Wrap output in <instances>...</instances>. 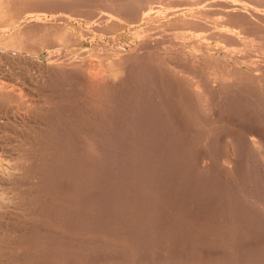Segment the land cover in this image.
<instances>
[{
	"label": "rangeland",
	"instance_id": "obj_1",
	"mask_svg": "<svg viewBox=\"0 0 264 264\" xmlns=\"http://www.w3.org/2000/svg\"><path fill=\"white\" fill-rule=\"evenodd\" d=\"M14 1L0 3V264H264V151L251 140L264 134V0H225L244 18L218 0H130L140 15L126 0Z\"/></svg>",
	"mask_w": 264,
	"mask_h": 264
},
{
	"label": "bare ground",
	"instance_id": "obj_2",
	"mask_svg": "<svg viewBox=\"0 0 264 264\" xmlns=\"http://www.w3.org/2000/svg\"><path fill=\"white\" fill-rule=\"evenodd\" d=\"M7 1H8V0H0V3H1V5L5 6L6 4H8ZM13 1H14V0H13ZM21 1H22V0H21ZM29 1H30V0H29ZM36 1H37V0H36ZM44 1H46V0H43V2H44ZM52 1H53V0H52ZM54 1H55V0H54ZM72 1H73V0H72ZM72 1H71V2H72ZM74 1H75V0H74ZM76 1H77V0H76ZM76 1H75V2H76ZM82 1H84V0H82ZM82 1H81V3H82ZM86 1H87V0H86ZM92 1H95V0H91V1H89V3H90V2L92 3ZM104 1H105V0H104ZM108 1H109V0H108ZM113 1H114V0H113ZM113 1L110 0V3H111V2L114 3ZM115 1H117V0H115ZM118 1H119V0H118ZM118 1H117V2H118ZM126 1H127V3L129 4L130 0H126ZM135 1H136V0H135ZM138 1H139V3L141 2L140 0H138ZM145 1H146V0H145ZM148 1H150L151 3L154 4V1H155V0H154V1L148 0ZM148 1H146V4H147V5L149 4ZM158 1L160 2V0H158ZM187 1H188V0H187ZM191 1H192V0H191ZM193 1H194V0H193ZM205 1H206V0H205ZM230 1H231V0H230ZM246 1H247V0H246ZM260 1H261V0H260ZM10 2H12V1H10ZM16 2L18 3V1H16ZM22 2H23V1H22ZM22 2L19 1L18 4H20V3H21V4H24V3H22ZM24 2H25V1H24ZM30 2H31V1H30ZM61 2H62V1H60V3H61ZM75 2H73V3H75ZM78 2H79V0H78ZM95 2H96V1H95ZM132 2H134V1H131V3H132ZM155 2H156V1H155ZM163 2H165V3L167 4L166 1H163ZM172 2H173V1H172ZM194 2H195V1H194ZM196 2H197V0H196ZM196 2H195V3H196ZM201 2L203 3L204 1L201 0ZM206 2H207V1H206ZM210 2H211V1H210ZM214 2H215V1H214ZM214 2H213V3H214ZM216 2H217V1H216ZM243 2H244V1H243ZM247 2H248V1H247ZM253 2H254V1H253ZM14 3H15V1H14ZM17 3H16V4H17ZM26 3H27V1L25 2V4H26ZM56 3H59V1H58V2L55 1V4H56ZM63 3H64V2H63ZM84 3H85V2H83V4H84ZM87 3H88V1H87ZM96 3H97V2H96ZM101 3H102V2H101ZM112 3H111V4H112ZM115 3H116V2H115ZM120 3H121V2H120ZM123 3H124L125 5H124ZM123 3H122L123 5H122V4L120 5L121 8H122V6H125V7L127 6V4H126L125 1H124ZM134 3H135V2H134ZM134 3H133V4H129V6H132V5L134 6ZM139 3H138V4H139ZM198 3H199V5L202 4V3H200V1L197 2V4H198ZM218 3H220V5H221V3L224 4V5L226 6V8L230 9V11L232 10V11H237V12H239L238 14H241V15L243 16V18L246 16V15H244L245 13H243L241 10H239V8H237V6H236L234 3H232V2H227V1H225V0H218ZM259 3H260V2H259ZM9 4H10V3H9ZM25 4H24V6H25ZM44 4H45V3H44ZM44 4H42V5H44ZM47 4H49L48 1H47ZM51 4H52V5H51ZM51 4H50V5L53 7V2H51ZM65 4H67V2H66ZM83 4H82V5H83ZM85 4H86V3H85ZM141 4H143V3H141ZM153 4H152V5H153ZM163 4H164V3H163ZM163 4H162V5H163ZM166 4H165V5H166ZM209 4H210V3H209ZM250 4H251V3H250ZM12 5H13V3H12ZM45 5H46V4H45ZM45 5H44V8H45ZM60 5H61V8H62V4H60ZM63 5H64V4H63ZM69 5H70V2H69ZM82 5H78V6H82ZM136 5H137V3H136ZM136 5H135V8H136ZM165 5H164V6H165ZM193 5H194V4H193ZM245 5H246V4H245ZM259 5H260V4H258L257 6L259 7ZM262 5H264V4H262ZM262 5H260V6H262ZM31 6H32V4H31ZM38 6H39V5H38ZM73 6H74V5H73ZM73 6H72V7H73ZM75 6H76V5H75ZM88 6H89V4L87 5V7H88ZM92 6H93V4H92ZM99 6H100V5H99ZM113 6H114V4H113ZM129 6H128V7H129ZM133 6H132V9L134 10L135 8H133ZM145 6H146V5H145ZM181 6H182V5H181ZM188 6H191V5H188ZM197 6H198V5H197ZM206 6H207V5H206ZM210 6H211V4H210ZM221 6H223V5H221ZM238 6H239V5H238ZM241 6H242V5H241ZM247 6H248V5H247ZM247 6H246V8H247ZM252 6H253V5H252ZM5 7H6V6H5ZM5 7H4V9H6ZM10 7H11V4H10ZM10 7H9V8H10ZM12 7H16V6H12ZM12 7H11V8H12ZM17 7H18V5H17ZM19 7H22V6L20 5ZM19 7H18V9H20ZM26 7H27V6H26ZM26 7H23V8H26ZM52 7L49 8L51 11L48 9V10L50 11V13H49L50 16H51V12L54 11V10L51 9ZM57 7H59V5L57 6V4H56V7L54 8V9H56V11H57ZM70 7H71V5H70ZM72 7H71V8H72ZM82 7H86V6L84 5V6H82ZM89 7H90V6H89ZM93 7H94V6H93ZM93 7H92V8H93ZM108 7H109V5H108ZM116 7H117V6H116ZM116 7H115V8H116ZM120 7H119V8H120ZM128 7H127V10H128ZM141 7H143V6H141ZM141 7H140V8H141ZM156 7H157V6H156ZM161 7H162V6H161ZM166 7H167V5H166ZM214 7H215V6H214ZM248 7H249V6H248ZM262 7H264V6H262ZM262 7H260V8H262ZM1 8H2V7H1ZM9 8H8V9H9ZM27 8H28V7H27ZM27 8H26V10H28ZM42 8H43V7H42ZM46 8H48V7H46ZM63 8H64V9H65V8L68 9L69 7H67V5H66V6H63ZM73 8L75 9V11H76V10L78 11V9H81V12L85 11V10H82L81 7H80V8H79V7H78V8L73 7ZM90 8H91V7H90ZM95 8H98V7H95ZM99 8H102V7H99ZM110 8H114V7L111 6ZM117 8H118V7H117ZM117 8H116V10H117ZM130 8H131V7H130ZM140 8H139V9H140ZM164 8H165V7H164ZM173 8H174V7H173ZM196 8H197V7H196ZM18 9H15V10L18 11ZM29 9H30V8H29ZM67 9H66V10H67ZM84 9H85V8H84ZM139 9L136 8V11L139 10ZM142 9H143V8H141V10H142ZM151 9H153V7L151 8V7L148 6L144 11H145V13L150 14V13H152ZM257 9H258V8H257ZM0 10H1V9H0ZM24 10H25V9H24ZM26 10H25V11H26ZM31 10H32V9H31ZM39 10H40V9H39ZM58 10H60V7L58 8ZM61 10H62V9H61ZM66 10H65V13H66ZM86 10H87V9H86ZM100 10H101V9H100ZM111 10H112V9H111ZM116 10H115V11H116ZM122 10H123V9H122ZM125 10H126V9H125ZM141 10H140V12H141ZM10 11H11V9H10ZM13 11H14V9H13ZM46 11H47V9H46ZM69 11H70V9H69ZM72 11H73V9L71 10V13H72ZM98 11H99V10H98ZM109 11H110V10H109ZM113 11H114V9H113ZM113 11H112V12H113ZM118 11H121V10H117V12H118ZM128 11H129V10H128ZM130 11H131V10H130ZM134 11H135V10H134ZM232 11H231V12H232ZM261 11H262V10H261ZM5 12H6V10H5ZM5 12H4V13H5ZM26 12H27V11H26ZM32 12H33V11H32ZM59 12H60V11H59ZM62 12L64 13V10H62ZM62 12H61V13H62ZM105 12H106V11H105ZM121 12H122V11H121ZM124 12H125V11H124ZM131 12H132V11H131ZM155 12H156V11H155ZM196 12H197V11H196ZM199 12H200V11H199ZM225 12H228V11H225ZM248 12H249V8H248ZM250 12H251V11H250ZM7 13H8V12H7ZM13 13H14V12H13ZM35 13H36V12H35ZM44 13H45V12H44ZM52 13H53V12H52ZM67 13H68V12H67ZM67 13H66V15H67ZM73 13H74V11H73ZM73 13L71 14V16L73 15ZM87 13H88V12H87ZM89 13H90V12H89ZM110 13H111V12H110ZM113 13H114V12H113ZM119 13H120V12H119ZM119 13H117V14H118V17L121 15V14L119 15ZM126 13H127V12H126ZM126 13H124V15H125L124 17H126ZM137 13H138V11H137L135 14H136V15H138V14L140 15V13H138V14H137ZM143 13H144V12H143ZM190 13H191V12H190ZM213 13H214V12H213ZM251 13H252V12H251ZM25 14H26V13H25ZM53 14H54V13H53ZM53 14H52V15H53ZM55 14H56V12H55ZM74 14H75V13H74ZM92 14H93V13H92ZM131 14H132V13H131ZM131 14H130V15H131ZM154 14H155V13H154ZM185 14H186V13H185ZM193 14H194V13H193ZM215 14H216V13H215ZM232 14H233V13H232ZM253 14H254V13H253ZM255 14H257V17H259V18H263V19H264V13H262V12L260 13V12H259V13H255ZM255 14H254V15H255ZM2 15H3V14H2ZM75 15H76V14H75ZM80 15L82 16V14H80V11H79V16H80ZM84 15H85V14H84ZM84 15H83V16H84ZM90 15H91V14H90ZM113 15H114V14H113ZM122 15H123V14H122ZM130 15L128 14L127 16L130 17ZM223 15H224V14H223ZM241 15H240V17H241ZM63 16H64V15H63ZM68 16H69V14H68ZM91 16H92V15H91ZM95 16H96V15H95ZM114 16H115V15H114ZM116 16H117V15H116ZM197 16H198V15H197ZM215 16H216V15H215ZM220 16H221V15H220ZM235 16H236V15H235ZM238 16H239V15H238ZM8 17H9V16H8ZM18 17H19V16H18ZM86 17H87V16H86ZM121 17H122V16H121ZM132 17H133V15L131 16V18H132ZM135 17H136V16H135ZM137 17H138V16H137ZM222 17H223V16H222ZM27 18H28V17H27ZM84 18H85V17H84ZM131 18H130V19H131ZM138 18H141V17H138ZM148 18H149V17H148ZM248 18H249V17H248ZM251 18H252V17H251ZM3 19H4V18H3ZM11 19H12V18H11ZM28 19H29V18H28ZM58 19H59V18H58ZM60 19H61V18H60ZM70 19H71V18H70ZM90 19H91V18H90ZM130 19H129V21H130ZM133 19H134V18H133ZM226 19H227V18H226ZM249 19H250V18H249ZM26 20H27V19H26ZM55 20H56V19H55ZM79 20H80V19H79ZM101 20H102V19H101ZM116 20H117V19H116ZM122 20H123V19H122ZM124 20H125V19H124ZM148 20H149V19H148ZM244 20H245V19H244ZM246 20H247V19H246ZM15 21H16V20H15ZM34 21H35V20H34ZM36 21H37V20H36ZM52 21H53V20H52ZM131 21H132V20H131ZM131 21H130V22H131ZM241 21H242V20H241ZM247 21H248V20H247ZM27 22H28V21H27ZM50 22H51V21H50ZM104 22H105V21H104ZM136 22H137V21H136ZM149 22H150V21H149ZM36 23H37V22H36ZM96 23H97V21H96ZM144 23H146V22H144ZM168 23H169V22H168ZM250 23H251V22H250ZM48 24H49V23H48ZM216 24H218V23H216ZM243 24H244V23H243ZM253 24H254V23H253ZM39 25H40V24H39ZM56 25H57V24H56ZM98 25H99V24H98ZM126 25H127V24H126ZM134 25H135V24H134ZM244 25H245V24H244ZM49 26H50V25H49ZM51 26H53V25H51ZM254 26H255V25H254ZM2 27H3V26H2ZM45 27H46V26H45ZM56 27H57V26H56ZM79 27H80V26H79ZM84 27H85V26H84ZM54 28H55V27H54ZM60 28H61V27H60ZM102 28H103V27H102ZM228 28H229V27H228ZM32 29H33V28H32ZM45 29H46V28H45ZM76 29H77V28H76ZM126 29H127V28H126ZM261 29H262V28H261ZM35 30H36V29H35ZM41 30H42V29H41ZM47 30H48V29H47ZM59 31H60V29H59ZM84 31H85V30H84ZM35 32H36V31H35ZM44 32H45V30H44ZM47 32H48V31H47ZM72 32H73V31H72ZM117 32H118V31H117ZM235 32H236V31H235ZM82 33H83V32H82ZM263 33H264V32H263ZM107 34H108V33H107ZM235 34H236V33H235ZM255 36H256V35H255ZM87 38H88V37H87ZM235 39H236V38H235ZM260 40H261V39H260ZM82 41H83V40H82ZM262 41H263V40H262ZM4 42H5V41H4ZM28 42H29V41H28ZM92 42H93V41H92ZM260 42H261V41H260ZM129 43H130V42H129ZM137 43H138V42H137ZM29 46H30V45H29ZM5 47H6V45H5ZM55 47H56V46H55ZM94 47H95V46H94ZM110 47H111V46H110ZM143 47H144V46H143ZM263 47H264V46H263ZM25 48H26V47H25ZM98 48H99V47H98ZM150 48H151V47H150ZM35 50H36V49H35ZM113 50H114V49H113ZM246 50H247V49H246ZM21 51H23V50H21ZM37 51H38V50H37ZM145 51H146V50H145ZM146 52H147V51H146ZM150 52H152V51H150ZM153 52H154V51H153ZM178 52H179V51H178ZM2 53H3V52H2ZM2 53H1V55H2ZM143 53H144V52H143ZM155 53H156V52H155ZM169 53H170V52H169ZM146 54H148V53H146ZM149 54L151 55V53H149ZM153 54H154V53H153ZM5 55H6V54H5ZM47 55H48V54H47ZM143 55H144V54H143ZM158 55H159V54H158ZM158 55L156 54L155 57H158ZM172 55H173V54H172ZM180 55H181V54H180ZM186 55H187V54H186ZM141 56H142V55H141ZM146 56H147V55H146ZM151 56H152V55H151ZM153 56H154V55H153ZM153 56H152V57H153ZM8 57H9V56H8ZM155 57H153V58H155ZM263 57H264V56H263ZM4 58H5V57H4ZM28 58H29V57H28ZM118 58H119V57H118ZM143 58H144V57H143ZM146 58H147V57H146ZM164 58H165V57H164ZM176 58H177V57H176ZM179 58H180V57H179ZM181 58H182V57H181ZM188 58H189V57H188ZM188 58H187V59H188ZM191 58H192V56H191ZM196 58H197V57H196ZM127 59H128V58H127ZM161 59H162V58H161ZM200 59H201V58H200ZM26 60H27V59H26ZM166 60H167V59H166ZM181 60H182V59H181ZM184 60H185V59H184ZM213 60H214V59H213ZM12 61H13V60H12ZM30 61H31V60H30ZM138 61H140V59H139ZM176 61H177V60H176ZM190 61H191V60H190ZM190 61H188V62H190ZM92 62H93V61H92ZM143 62H144V61H143ZM165 62H166V61H165ZM167 62H168V60H167ZM30 63H31V62H30ZM130 63H131V62H130ZM170 63H171V62H170ZM207 63H208V62H207ZM209 63H210V62H209ZM215 63H216V60H215ZM111 64H112V63H111ZM174 64H175V63H174ZM225 64H226V63H225ZM41 65H42V64H41ZM88 65H89V64H88ZM90 65H91V64H90ZM214 65H215V64H214ZM94 66H96V65H94ZM147 66H148V65H147ZM147 66H146V67H147ZM156 66H157V65H156ZM158 66H159V65H158ZM177 66H178V65H177ZM44 67H45V66H44ZM86 67H87V66H86ZM100 67H101V66H100ZM123 67H124V66H123ZM167 67H168V66H167ZM179 67H180V66H179ZM205 67H206V66H205ZM261 67H262V66H261ZM46 68H47V67H46ZM127 68H128V67H127ZM137 69H138V67H137ZM141 69L143 70L144 68H142V66H141ZM174 69H175V67H174ZM204 69H205V68H204ZM233 69H234V68H233ZM247 69H248V68H247ZM146 70H147V69H146ZM192 70H193V68H192ZM231 70H232V69H231ZM237 70H238V69H237ZM45 71H46V70H45ZM89 71H90V70H89ZM100 71H101V72H99V69H98V72H99V73H98V72L95 73V72H91V71H90V72H91L90 74L93 76L92 78H95V80L104 78L103 75H102V74H103L102 70H100ZM144 71H145V69H144ZM149 71H150V70H149ZM155 71H156V70H155ZM190 71H191V69H190ZM190 71H189V72H190ZM214 71H215V70H214ZM218 71H219V70H218ZM85 72H86V71H85ZM137 72H138V70H137ZM139 72H141V71H139ZM139 72H138V73H139ZM147 72H148V71H147ZM147 72H146L145 74H147ZM151 72H152V71H151ZM172 72H173V71H172ZM185 72H186V71H185ZM206 72H208V70H207ZM212 72H213V71H212ZM83 73H84V72H83ZM182 73H183V72H182ZM214 73H215V72H214ZM234 73H235V72H234ZM35 74H36V73H35ZM90 74H89V75H90ZM129 74H130V73H129ZM149 74H150V73H149ZM154 74H156V73H154ZM208 74H209V73H208ZM240 74H241V73H240ZM142 75H144V73H143ZM194 75H195V73H194ZM196 75H197V73H196ZM201 75H202V74H201ZM79 76H81V75H79ZM82 76H83V75H82ZM106 76H107V75H106ZM135 76H136V75H135ZM144 76L146 77V75H144ZM160 76H162V75H160ZM184 76H185V75H184ZM187 76H188V75H187ZM203 76H205V75H203ZM216 76H217V74H216ZM243 76H244V75H243ZM252 76H254V75H252ZM259 76H260V75H259ZM71 77H72V76H71ZM190 77H191V76H190ZM197 77H198V75H197ZM236 77H237V76H236ZM132 78H133V76H132ZM159 78H160V77H159ZM179 78H180V77H179ZM195 78H196V77H195ZM238 78H240V77H238ZM245 78H246V77H245ZM61 79H62V78H61ZM144 79H145V78H144ZM147 79H148V78H147ZM155 79H156V78H155ZM162 79H163V78H162ZM181 79H182V78H181ZM181 79H180V81H181ZM190 79H191V78H190ZM203 79H204V78H203ZM248 79H249V78H248ZM255 79H256V78H255ZM66 80H67V79H66ZM87 80H88V79H87ZM89 80H90V79H89ZM129 80H130V79H129ZM159 80H160V79H159ZM163 80H164V79H163ZM192 80L194 81V79H192ZM251 80H252V83H254V82H253L254 80H253V79H251ZM257 80H258V79H257ZM257 80H256V81H257ZM73 81H74V79H73ZM83 81H84V80H83ZM83 81H82V82H83ZM85 81H86V80H85ZM106 81H107V80H106ZM106 81H105V82H106ZM143 81H144V80H143ZM146 81H147V80H146ZM169 81H170V80H169ZM193 81H192V82H193ZM204 81H205V80H204ZM219 81H220V80H219ZM225 81H226V80H225ZM233 81H234V80H233ZM243 81H244V80H243ZM256 81H255V83H256ZM261 81H262V80H261ZM44 82H45V81H44ZM53 82H55V81H53ZM88 82H89V81H88ZM100 82H101V81H100ZM100 82H99V83H100ZM112 82H113V81H112ZM115 82H116V81H115ZM115 82H114V83H115ZM144 82H145V81H144ZM148 82H149V81H148ZM192 82H191V83H192ZM201 82H202V81H201ZM239 82H240V81H239ZM249 82H250V80H249ZM263 82H264V80H263ZM99 83H98V84H99ZM118 83H119V81H118ZM138 83H139V82H138ZM145 83H147V82H145ZM149 83H150V82H149ZM149 83H148V84H149ZM176 83H177V82H176ZM179 83H183V84H184V82H179ZM205 83H206V81H205ZM209 83H210V82H209ZM241 83H243V82H241ZM246 83H247V82H246ZM252 83H251V84H252ZM54 84H55V83H54ZM57 84H58V83H57ZM79 84H80V83H79ZM102 84H103V83H102ZM112 84H113V83H112ZM112 84H111V85H112ZM115 84H117V83H115ZM163 84H164V82H163ZM211 84H213V83H211ZM248 84H249V83H248ZM263 84H264V83H263ZM75 85H76V84H75ZM81 85H82V83H81ZM90 85H91V84H90ZM100 85H101V83H100ZM108 85H109V83H108ZM145 85H146V84H145ZM151 85H152V84H151ZM167 85H168V84H167ZM169 85H170V84H169ZM203 85H204V84H203ZM203 85H202V86H203ZM205 85H206V84H205ZM208 85H210V84H208ZM240 85H241V84H240ZM244 85H245V83H244ZM25 86H26V85H25ZM35 86H36V85H35ZM41 86H42V85H41ZM84 86H85V84H84ZM104 86H105V85H104ZM112 86H114V85H112ZM137 86H138V85H137ZM142 86H143V85H142ZM156 86H157V85H156ZM162 86H163V85H162ZM181 86H182V85H181ZM181 86H180V87H181ZM184 86H185V85H184ZM187 86L189 87V85H187ZM200 86H201V85H200ZM213 86H214V85H213ZM235 86H236V85H235ZM249 86H250V89H251V85H250V84H249ZM256 86L258 87L257 84H256ZM262 86H263V85H262ZM0 87H1V86H0ZM3 87H4V85H3ZM48 87H49V86H48ZM95 87H96V86H95ZM99 87H100V86H98V88H99ZM101 87H102V85H101ZM106 87H107V86H106ZM110 87H111V86H110ZM116 87H118V86H116ZM135 87H136V86H135ZM146 87H147V86H146ZM157 87H158V86H157ZM173 87H174V85H173ZM173 87H172V88H173ZM178 87H179V86H178ZM185 87H186V86H185ZM203 87H204V86H203ZM206 87H207V85H206ZM263 87H264V86H263ZM44 88H45V87H44ZM66 88H67V87H66ZM84 88H85V87H84ZM88 88H89V87H88ZM90 88H91V87H90ZM113 88H114V87H113ZM133 88H134V87H133ZM137 88H138V87H137ZM149 88H150V87H149ZM153 88H154V86H153ZM166 88H167V87H166ZM168 88H169V87H168ZM190 88L192 89L191 91H193L194 94L198 97L197 102L200 103V105H201V109L203 108L202 111H205V109H207V112H209V111H208V110H209V107H207V106H208V103H207V101H206V99H205L206 97L202 94V90H201V91L199 90V88H198V86H197L196 83H192V85H190ZM204 88H205V87H204ZM208 88H209V87H208ZM208 88H207V89H208ZM216 88H217V87H216ZM240 88H241V87H240ZM4 89H5V87H4ZM76 89H77V88H76ZM78 89H79V88H78ZM101 89H102V88H101ZM103 89H104V88H103ZM139 89H140V88H139ZM170 89H171V88H170ZM175 89H176V88H175ZM182 89H184V88H182ZM185 89H186V88H185ZM187 89H188V88H187ZM207 89H206V90L204 89V91L207 92ZM211 89H212V88H211ZM236 89H238V88L236 87ZM248 89H249V88H248ZM259 89H260V88H259ZM259 89H258V90H259ZM262 89H263V88H262ZM6 90H7V89H6ZM109 90H110V89H109ZM150 90H152V86H151ZM171 90H172V89H171ZM215 90H216V89H215ZM239 90H240V89H239ZM256 90H257V89H256ZM13 91H14V90H13ZM92 91H93V90H92ZM110 91H111V90H110ZM134 91H135V90H134ZM141 91H142V90H141ZM211 91H212V93H213V90H211ZM232 91H233V90H232ZM237 91H238V90H236V92H237ZM244 91H246V90H244ZM259 91H260V90H259ZM14 92H15V91H14ZM23 92H24V91H23ZM42 92H43V91H42ZM59 92H60V91H59ZM114 92H115V91H114ZM116 92H117V90H116ZM137 92H138V91H137ZM139 92H140V91H139ZM156 92H158V91H156ZM164 92H165V90H164ZM166 92H167V91H166ZM174 92H175V91H174ZM181 92H182V91H181ZM225 92H226V91H225ZM248 92H249V94H250V91H248ZM252 92H253V90H252ZM255 92H256V91H255ZM255 92H254V93H255ZM262 92H263V91H262ZM56 93H57V92H56ZM82 93H83V92H82ZM91 93H92V92H91ZM100 93H101V91H100ZM107 93H108V91H107ZM111 93H113V90L111 91ZM132 93H133V92H132ZM215 93H216V92H215ZM226 93H227V92H226ZM14 94H15V93H14ZM88 94H89V93H88ZM94 94H95V93H94ZM97 94H98V93H97ZM102 94H103V92H102ZM137 94H138V93H137ZM142 94H143V93H142ZM180 94H181V93H180ZM217 94H218V93H217ZM221 94H223V93H221ZM237 94H238V93H237ZM252 94H253V93H252ZM10 95H11V94H10ZM22 95H23V94H22ZM54 95H55V94H54ZM74 95H75V94H74ZM115 95H116V94H115ZM135 95H136V93H135ZM139 95H140V94H139ZM151 95H152V94H151ZM151 95H150V96H151ZM154 95H155V94H154ZM168 95H169V94H168ZM177 95H178V94H177ZM182 95H183V93H182ZM182 95H180V97H181ZM211 95H213V94H211ZM231 95H232V94H231ZM231 95H230V96H231ZM250 95H251V94H250ZM34 96H35V95H34ZM36 96H37V95H36ZM36 96H35V97H36ZM38 96H39V95H38ZM94 96H95V95H94ZM106 96H107V95H106ZM106 96H105V97H106ZM140 96H141V95H140ZM140 96H139V97H140ZM145 96H146V95H145ZM209 96H210V95H209ZM234 96H235V95H234ZM241 96H242V95H241ZM247 96H248V95H247ZM254 96H255V95H254ZM254 96H253V97H254ZM257 96H259V94H258ZM260 96H262V95H260ZM10 97H11V96H10ZM12 97H13V96H12ZM45 97H46V95H45ZM84 97H85V96H84ZM101 97H103V95H102ZM101 97H98V98H100V100L103 101ZM114 97H115V96H114ZM157 97H158V96H157ZM190 97H191V96H190ZM213 97H214V96H213ZM235 97H236V96H235ZM238 97H239V94H238ZM249 97H250V96H249ZM7 98H8V97H7ZM146 98H147V97H146ZM155 98H156V97H155ZM182 98H183V97H182ZM186 98H187V97H186ZM192 98H194V96H193ZM216 98H217V97H216ZM216 98H215V101H216ZM218 98H219V97H218ZM222 98H223V96H222ZM256 98H257V97H256ZM260 98H261V97H260ZM260 98H259V99H260ZM263 98H264V95H263ZM22 99H23V98H22ZM43 99H44V98H43ZM87 99H88V98H87ZM96 99H97V98H96ZM108 99H109V98H108ZM114 99H115V98H114ZM116 99H117V98H116ZM135 99H136V98H135ZM138 99H139V98H138ZM140 99H144V98L141 97ZM152 99H153V98H152ZM152 99H151V100H152ZM159 99H160V98H159ZM184 99H185V98H184ZM189 99H190V98H189ZM208 99H209V98H208ZM213 99H214V98H213ZM230 99H231V97H230ZM234 99H236V98H234ZM253 99H254V98H253ZM68 100H69V99H68ZM68 100H67V101H68ZM90 100H91V99H90ZM146 100H147V99H146ZM187 100H188V99H187ZM191 100H192V99H191ZM249 100H250V99H249ZM256 100H257V99H256ZM30 101H31V100H30ZM43 101H44V100H43ZM50 101H51V100H50ZM53 101H55V100H53ZM56 101H57V100H56ZM96 101H97V100H96ZM96 101H95V102H96ZM106 101H107V100H106ZM136 101H137V100H136ZM141 101H142V100H141ZM143 101H144V100H143ZM153 101H154V100H153ZM156 101H157V100H156ZM165 101H166V100H165ZM168 101H169V100H168ZM172 101H173V100H172ZM172 101H171V102H172ZM181 101H182V100H181ZM184 101H185V100H184ZM195 101H196V100H195ZM213 101H214V100H213ZM213 101L211 100V102H213ZM234 101H235V100H234ZM253 101H254V100H253ZM260 101H263V99H260ZM25 102H26V101H25ZM81 102H82V101H81ZM98 102H99V101H98ZM98 102H97V103H98ZM116 102H117V101H116ZM132 102H133V100H132ZM144 102H145V101H144ZM157 102H158V101H157ZM159 102H160V101H159ZM189 102H190V101H189ZM216 102H219V101H216ZM220 102H221V101H220ZM222 102H223V100H222ZM254 102L256 103V102H258V101H254ZM26 103H27V102H26ZM53 103H54V102H53ZM100 103H101V102H100ZM162 103H164V101H163ZM169 103H170V102H169ZM182 103H183V102H182ZM231 103H232V102H231ZM259 103H261V102H259ZM263 103H264V102H263ZM40 104H41V103H40ZM93 104H94V103H93ZM116 104H118V103H116ZM152 104H153V102H152ZM159 104H160V103H159ZM164 104H165V103H164ZM214 104H215V103H214ZM233 104H234V103H233ZM237 104H238V103H237ZM241 104H242V103H241ZM243 104H244V103H243ZM96 105H97V104H96ZM98 105L100 106V104H98ZM101 105H102V104H101ZM134 105H135V104H134ZM150 105H151V104H150ZM173 105H174V104H173ZM246 105H248V104H246ZM252 105H253V103H252ZM259 105H260V104H259ZM94 106H95V105H94ZM139 106H140V105H139ZM139 106H138V107H139ZM163 106H164V105H163ZM174 106H175V105H174ZM211 106H212V103H211ZM211 106H210V107H211ZM235 106H236V105H235ZM248 106H249V108L252 107V106H250V105H248ZM253 106H254V105H253ZM256 106H258V105H256ZM96 107H97V106H96ZM103 107H104V106H103ZM105 107L107 108L108 106H105ZM132 107H135V106H132ZM150 107L152 108V106H150ZM156 107H157V105H156ZM171 107H172V106H171ZM175 107H176V106H175ZM185 107H186V106H185ZM187 107H188V106H187ZM198 107H199V106H198ZM205 107H206V108H205ZM218 107H219V105H218ZM66 108H67V107H66ZM73 108H74V107H73ZM108 108H109V107H108ZM172 108H173V107H172ZM172 108H171V109H172ZM176 108H177V107H176ZM182 108H183V107H182ZM193 108H194V107H193ZM221 108H222V107H221ZM221 108H220V109H221ZM24 109H25V108H24ZM61 109H62V108H61ZM91 109H92V107H91ZM97 109H98V108H97ZM100 109H101V108H100ZM110 109H111V108H110ZM116 109H117V108H116ZM128 109H129V108H128ZM131 109H132V108H131ZM134 109H135V108H134ZM139 109H140V108H139ZM147 109H148V108H147ZM157 109H159V108H157ZM157 109H156V110H157ZM167 109H168V108H167ZM183 109H185V108H183ZM186 109H187V108H186ZM201 109H200V110H201ZM218 109H219V108H218ZM225 109H226V108H225ZM247 109H248V108H247ZM101 110H102V109H101ZM104 110H105V109H104ZM150 110H152V109H150ZM163 110H166V109L164 108ZM163 110L161 109V111H163ZM172 110H173V109H172ZM172 110H171V111H172ZM196 110H197V108H196ZM211 110H213L212 107H211ZM223 110H224V109H223ZM250 110H251V108H250ZM250 110H249V112H250ZM254 110H256V109H254ZM261 110H262V109H260V110H258V111H261ZM37 111H38V110H37ZM40 111H41V110H40ZM66 111H67V110H66ZM99 111H100V110H99ZM105 111H106V110H105ZM107 111H108V109H107ZM107 111H106V112H107ZM114 111H116V110H114ZM114 111H113V112H114ZM146 111H147V110H146ZM159 111H160V110H159ZM159 111H158L157 113H159ZM182 111H183V110H182ZM193 111H194V110H193ZM213 111H214V110H213ZM244 111H245V110H244ZM251 111H252V110H251ZM59 112H60V111H59ZM96 112H97V110H96ZM124 112H125V111H124ZM130 112H131V111H130ZM132 112H134V111H132ZM143 112H144V111H143ZM150 112H151V111H150ZM153 112H154V111H153ZM165 112H166V111H165ZM167 112H168V111H167ZM183 112H184V111H183ZM197 112H198V111H197ZM205 112H206V111H205ZM230 112H231V111H230ZM252 112H253V111H252ZM57 113H58V112H57ZM65 113H66V112H65ZM68 113H69V112H68ZM93 113H94V112H93ZM97 113H98V112H97ZM104 113H105V112H104ZM111 113H112V112H111ZM139 113H140V112H139ZM161 113H162V112H161ZM191 113H192V112H191ZM202 113H203V112H202ZM214 113H215V112H214ZM220 113H221V112H220ZM244 113L246 114V112H244ZM253 113H254V112H253ZM256 113H257V112H256ZM61 114H62V113H61ZM70 114H71V113H70ZM136 114H138V113H136ZM144 114H145V113H144ZM152 114H153V113H152ZM166 114H167V113H166ZM187 114H188V113H187ZM192 114H193V113H192ZM205 114H206V113H204V115H205ZM221 114H224V111H223V113H221ZM251 114H252V113H251ZM258 114H259V113H258ZM260 114L263 115V113H260ZM63 115H64V114H63ZM68 115H69V114H68ZM106 115H107V113H106ZM109 115H110V114H109ZM142 115H143V114H142ZM146 115H147V114H146ZM160 115H161V114H160ZM170 115H171V114H170ZM183 115H184V114H183ZM204 115H203V116H204ZM207 115H208V114H207ZM207 115H206V116H207ZM210 115H213V113H211ZM210 115H209V116H210ZM70 116H71V115H70ZM101 116H102V115H101ZM104 116H105V115H104ZM110 116H111V115H110ZM132 116H133V115H132ZM139 116H140V115H139ZM153 116H154V115H153ZM161 116H163V115H161ZM165 116H166V115H164V117H165ZM255 116H256V115H255ZM38 117H40V116H38ZM68 117H69V116H68ZM107 117H109V116L107 115ZM111 117H112V116H111ZM145 117H146V116H145ZM190 117H191V116H190ZM194 117H195V116H194ZM198 117H199V116H198ZM211 117H212V116H211ZM211 117H210V118H211ZM216 117H217V115H216ZM229 117H230V116H229ZM245 117H246V118H247V117H250V118H251V115H250V116H245ZM34 118H37V117L34 116ZM54 118H55V117H54ZM79 118H80V117H79ZM96 118H97V117H96ZM100 118H101V117H100ZM103 118H104V117H103ZM105 118H106V117H105ZM118 118H119V117H118ZM143 118H144V116H143ZM158 118H159V117H158ZM166 118H167V117H166ZM203 118H204V117H203ZM208 118H209V117H208ZM226 118H228L227 115H226ZM226 118H225V119H226ZM233 118H234V117H233ZM252 118H253V117H252ZM32 119H33V118H32ZM148 119H149V118H148ZM223 119H224V118H223ZM72 120H73V119H72ZM105 120H106V119H105ZM108 120H109V119H108ZM113 120H114V119H113ZM122 120H123V119H122ZM165 120H166V119H165ZM175 120H176V119H175ZM194 120H196V119H194ZM206 120H207V117H206ZM232 120H233V119H232ZM234 120H235V119H234ZM238 120H239V119H238ZM259 120H260V119H259ZM40 121H41V120H40ZM42 121H44V120H42ZM90 121H91V120H90ZM111 121H112V120H111ZM120 121H121V120H120ZM136 121H137V120H136ZM143 121H144V120H143ZM145 121H146V120H145ZM152 121H153V120H152ZM152 121H151V122H152ZM159 121H160V119H159ZM183 121H185V120H183ZM186 121H187V120H186ZM208 121H209V119H208ZM227 121H228V120H227ZM248 121H249V120H248ZM45 122H46V121H45ZM48 122H49V121H48ZM53 122H55V121H53ZM91 122H93V121H91ZM133 122H134V121H133ZM133 122H132V123H133ZM148 122H149V121H148ZM155 122H157V121H155ZM163 122H165V121H163ZM170 122H171V121H170ZM234 122H235V121H233V122H231V123L234 124ZM242 122H244V121H242ZM253 122H254V121H253ZM256 122H258V121H256ZM38 123H39V122H38ZM38 123H36V124H38ZM50 123H51V122H50ZM69 123H70V122H69ZM83 123H84V122H83ZM137 123H138V122H137ZM137 123H136V125H137ZM194 123H195V122H194ZM194 123H193V124H194ZM198 123H199V121H198ZM210 123L212 124L213 121H211V122L209 121V124H210ZM218 123H220V122H218ZM222 123H223V121H222ZM245 123H246V121H245ZM40 124H41V122H40ZM53 124H54V123H53ZM106 124L108 125V122H107ZM129 124H130V123H129ZM146 124H147V123H146ZM149 124H151V123H149ZM204 124H206V123H204ZM249 124H250V123H249ZM251 124H252V123H251ZM54 125H55V124H54ZM99 125H100V124H99ZM140 125H141V124H140ZM186 125H187V124H186ZM186 125H184V126H186ZM235 125H236V124H235ZM244 125H246V124H244ZM41 126H42V125H41ZM63 126H64V125H63ZM131 126H133V124H132ZM131 126H130V127H131ZM145 126H146V125H145ZM154 126H155V124H154ZM164 126H165V125H164ZM164 126H163V127H164ZM166 126H168V125L166 124ZM169 126H170V125H169ZM172 126H173V125H172ZM207 126H209V125H207ZM207 126H206V127H207ZM60 127H61V126H60ZM94 127H95V126H94ZM122 127H123V126H122ZM158 127H159V126H158ZM197 127H198V126H197ZM204 127H205V126H204ZM246 127H247V126H246ZM252 127H253V126H252ZM43 128H44V127H43ZM64 128H65V127H64ZM86 128H87V127H86ZM97 128H98V126H97ZM133 128H134V127H133ZM135 128H136V127H135ZM149 128H150V127H149ZM153 128H154V127H153ZM174 128H175V127H174ZM247 128H248V127H247ZM50 129H52V128H50ZM58 129H59V128H58ZM79 129H80V128H79ZM124 129H125V128H124ZM130 129H131V128H130ZM150 129H151V128H150ZM161 129H162V128H161ZM197 129H198V128H197ZM207 129H208V128H207ZM223 129H224V128H223ZM86 130H87V129H86ZM119 130H120V129H119ZM148 130H149V129H148ZM195 130H196V129H195ZM199 130H200V129H199ZM199 130H198V131H199ZM49 131H50V130H49ZM49 131H48V132H49ZM64 131H65V130H64ZM146 131H147V130H146ZM149 131H150V130H149ZM168 131H169V130H168ZM193 131H194V130H193ZM211 131H212V130H211ZM213 131H214V129H213ZM249 131H251V130H249ZM79 132H80V131H79ZM83 132H84V131H83ZM95 132H96V131H95ZM100 132H101V131H100ZM131 132H132V131H131ZM220 132H221V131H220ZM229 132H230V131H229ZM39 133H40V132H39ZM106 133H107V131H106ZM106 133H105V134H106ZM145 133H146V132H145ZM150 133H151V132H150ZM156 133H157V132H156ZM201 133H202V131H201ZM216 133H217V132H216ZM224 133H225V132H224ZM248 133H249V132H248ZM43 134H44V133H43ZM85 134H86V133H85ZM92 134H93V133H92ZM105 134H104V135H105ZM142 134H144V133H142ZM151 134H152V133H151ZM168 134H169V133H168ZM168 134H167V135H168ZM218 134H219V133H218ZM47 135H48V134H47ZM54 135H55V134H54ZM88 135H89V134H88ZM108 135H109V132H108ZM108 135H107V136H108ZM131 135H132V134H131ZM135 135H136V134H135ZM157 135L159 136V134H157ZM165 135H166V134H165ZM200 135H202V134H200ZM203 135H204V134H203ZM216 135H217V134H216ZM39 136H40V135H39ZM44 136H45V135H44ZM52 136H53V134H52ZM65 136H66V135H65ZM68 136H69V135H68ZM85 136H86V135H85ZM119 136H120V135H119ZM123 136H124V135H123ZM136 136H137V135H136ZM142 136H144V135H142ZM146 136H147V135H146ZM217 136H218V135H217ZM217 136H216V137H217ZM224 136H225V134H224ZM47 137H48V136H47ZM55 137H57V136H55ZM89 137H90V136H89ZM133 137H134V136H133ZM137 137H138V136H137ZM147 137H148V136H147ZM204 137H205V136H204ZM216 137H215V138H216ZM218 137H219V136H218ZM234 137H235V136H234ZM248 137H249V136H248ZM50 138H51V137H50ZM104 138H105V137H104ZM106 138H107V137H106ZM151 138H152V137H151ZM191 138H195V137L193 136V137H190V139H191ZM197 138H198V137H197ZM220 138H221V137H219V139H220ZM228 138H229V136H228ZM48 139H49V138H48ZM48 139H47V140H48ZM108 139L110 140L109 137H108ZM126 139H127V138H126ZM140 139H141V138H140ZM143 139H144V138H143ZM145 139H146V138H145ZM148 139H149V138H148ZM179 139H180V138H179ZM201 139H202V138H201ZM225 139H227V138L225 137ZM38 140H39V139H38ZM64 140H65V139H64ZM120 140H121V139H120ZM152 140H153V139H152ZM167 140H168V142H169V139H167ZM177 140H178V139H177ZM199 140H200V139H199ZM214 140H216V139H214ZM222 140H223V139H222ZM242 140H244V139H242ZM251 140H252L253 144H255V145L257 146V148L262 149V150L264 151V134H263L262 132L257 131V132H255V133H253V134H252V138H251ZM52 141H53V140H52ZM95 141H96V140H95ZM107 141H108V140H107ZM113 141H114V140H113ZM137 141L139 142V140H137ZM162 141H163V140H162ZM165 141H166V140H165ZM228 141H229V140H228ZM237 141H238V139H237ZM246 141H247V140H246ZM50 142H51V141H50ZM61 142H63V141H61ZM103 142H104V141H103ZM103 142H102V143H103ZM105 142H106V141H105ZM105 142H104V143H105ZM141 142H143V141H141ZM151 142H152V141H151ZM192 142H193V141H192ZM200 142H201V141H200ZM207 142H208V141H207ZM220 142H221V141H220ZM235 142H236V141H235ZM244 142H245V141H244ZM48 143H49V142H48ZM93 143H94V142H93ZM108 143H109V142H108ZM116 143H118V142H116ZM119 143H120V142H119ZM146 143H147V141H146ZM146 143H145V144H146ZM178 143H179V142H178ZM241 143H242V142H241ZM42 144H43V143H42ZM90 144H91V143H90ZM97 144H98V143H97ZM136 144H138V143L136 142ZM162 144H164V143H162ZM167 144H169V146H170L171 143H167ZM197 144H198V143H197ZM215 144H216V143H215ZM221 144H222V143H221ZM246 144H247V143H246ZM246 144H245V145H246ZM45 145H46V144H45ZM62 145H64V144H62ZM102 145L104 146V144H102ZM102 145H101V147H102ZM110 145H111V144H110ZM131 145H132V144H131ZM134 145H135V144H134ZM141 145H142V144H141ZM148 145H149V144H148ZM151 145H152V144H151ZM175 145H176V144H175ZM202 145H203V144H202ZM207 145H209V144H207ZM242 145H243V144H242ZM47 146H48V145H47ZM54 146H56V145H54ZM106 146H107V145H106ZM149 146H150V145H149ZM178 146H179V145H178ZM192 146H193V145H192ZM200 146H201V145H200ZM246 146H247V145H246ZM45 147H46V146H45ZM107 147H108V146H107ZM109 147H110V146H109ZM120 147H122V146H120ZM166 147H167V146H166ZM175 147H176V146H175ZM228 147H229V146H228ZM50 148H52V147H50ZM93 148H94V147H93ZM136 148H137V147H136ZM138 148H139V146H138ZM200 148H201V147H200ZM207 148H208V147H207ZM250 148H251V147H250ZM103 149H106V148L103 147ZM103 149L101 148L102 152H103ZM118 149H119V148H118ZM128 149H129V148H128ZM139 149H140V148H139ZM139 149H138V150H139ZM149 149H150V148H149ZM158 149H160V148H158ZM165 149H166V148H164V150H165ZM168 149H169V148H168ZM202 149H205V147H204V148L202 147ZM202 149H201V150H202ZM229 149H230V148H229ZM229 149H227V150L229 151ZM237 149H238V148H237ZM246 149H247V148H246ZM248 149H249V148H248ZM45 150H46V149H45ZM78 150H79V149H78ZM82 150H83V149H82ZM109 150H110V148H109ZM113 150H114V149H113ZM120 150H122V149H120ZM171 150H172V149H171ZM194 150H195V149H194ZM205 150H206V149H205ZM205 150H204V151H205ZM238 150H239V149H238ZM50 151H51V150H50ZM106 151H107V150H106ZM123 151H124V150H123ZM166 151H167V150H166ZM178 151H179V150H178ZM207 151H209V150H207ZM61 152H62V151H61ZM63 152H64V151H63ZM67 152H68V151H67ZM104 152H105V151H104ZM140 152H141V151H140ZM149 152H150V151H149ZM240 152H241V149H240ZM244 152H245V151H244ZM55 153H56V152H55ZM94 153H95V152H94ZM150 153H151V152H150ZM198 153H199V152H198ZM201 153H202V152H201ZM201 153H200V155H199L200 157H201ZM203 153H205V152H203ZM64 154H65V153H64ZM102 154H104V153H102ZM110 154H111V153H110ZM182 154H183V153H182ZM57 155H59V154H57ZM100 155H101V154H100ZM106 155H107V154H106ZM122 155H123V154H122ZM124 155H125V154H124ZM186 155H187V153H186ZM251 155H252V154H251ZM255 155H256V154H255ZM102 156H103V155H102ZM104 156H105V155H104ZM140 156H141V154H140ZM195 156H197V155H195ZM202 156H203V155H202ZM50 157H51V156H50ZM105 157H106V156H105ZM107 157H108V156H107ZM122 157H123V156H122ZM204 157H206V156H204ZM207 157H208V156H207ZM216 157H217V156H216ZM236 157H237V156H236ZM242 157H243V156H242ZM247 157H248V156H247ZM32 158H33V157H32ZM79 158H80V157H79ZM102 158H103V157H102ZM118 158H119V157H118ZM127 158H129V157H127ZM196 158H198V156H197ZM234 158H235V157H234ZM234 158H233V161H232V160L230 161V163L232 164V167L230 168V170H233V168H236L235 166H236L237 160H235ZM239 158H240V157H239ZM255 158H256V157H255ZM66 159H67V158H66ZM85 159H86V158H85ZM179 159H181V158H179ZM188 159H189V158H188ZM201 159H202V158H201ZM208 159H209V158H208ZM22 160H23V159H22ZM32 160H33V159H32ZM34 160H35V158H34ZM80 160H81V159H80ZM103 160H105V158H104ZM121 160H122V158H121ZM121 160H120V161H121ZM168 160H169V159H168ZM172 160H173V159H172ZM175 160H176V159H175ZM196 160H197V159H196ZM202 160H203V159H202ZM242 160H243V159H242ZM47 161H48V160H47ZM123 161H124V160H123ZM165 161H167V160H165ZM169 161H170V160H169ZM194 161H195V160H194ZM203 161H204V160H203ZM224 161H225V160H224ZM249 161H250V163L252 162L251 160H249ZM73 162H74V161H73ZM106 162H107V161H106ZM110 162H111V160H110ZM113 162H114V161H113ZM126 162H127V161H126ZM131 162H132V161H131ZM207 162H208V161H207ZM220 162H221V161H220ZM50 163H51V162H50ZM63 163H64V161H63ZM65 163H66V162H65ZM114 163H115V162H114ZM117 163H118V162H117ZM198 163H199V162H198ZM230 163H229V164H230ZM245 163H246V162H245ZM34 164H35V163H34ZM74 164H75V163H74ZM118 164H119V163H118ZM135 164H136V163H135ZM186 164H187V163H186ZM200 164H201V163H200ZM202 164H203V163H202ZM205 164H206V160H205ZM205 164H204L203 166H205ZM215 164H216V163H215ZM239 164H240V163H239ZM65 165H66V164H65ZM123 165H124V163H123ZM195 165H196V163H195ZM117 166H118V165H117ZM129 166H130V165H129ZM144 166H145V165H144ZM174 166H175V165H174ZM182 166H183V165H182ZM188 166H189V165H188ZM200 166H201V165H200ZM230 166H231V165H230ZM243 166H244V165H243ZM246 166H247V165H246ZM259 166H260V165H259ZM109 167H110V166H109ZM109 167H108V168H109ZM175 167H176V166H175ZM201 167H202V166H201ZM239 167H240V166H239ZM250 168H251V167H250ZM260 168H261V167H260ZM13 169H14V168H13ZM103 169H104V168H103ZM105 169H107V168H105ZM138 169H139V168H138ZM138 169H137V170H138ZM151 169H152V168H151ZM188 169H189V168H188ZM196 169H197V168H196ZM246 169H247V167H246ZM202 170H203V169H202ZM202 170H201V171H202ZM227 170H228V169H227ZM234 170H235V169H234ZM237 170H238V169H237ZM134 171H135V170H134ZM140 171H141V169H140ZM203 171H204V170H203ZM250 171H251V170H250ZM109 172H110V171H109ZM109 172H108V173H109ZM131 172H132V171H131ZM259 172H260V171H259ZM204 173H205V172H204ZM212 173H213V172H212ZM261 173H263V172H261ZM3 174H4V173H3ZM101 174H102V173H101ZM183 174H184V173H183ZM238 174H239V173H238ZM263 174H264V173H263ZM127 175H128V174H127ZM175 175H176V174H175ZM233 175H234V174H233ZM260 175H261V174H260ZM135 176H136V175H135ZM193 176H194V175H193ZM236 176H237V175H236ZM171 177H172V176H171ZM207 177H208V176H207ZM207 177H206V178H207ZM212 177H213V176H212ZM4 178H5V177H4ZM19 178H20V177H19ZM133 178H135V177H133ZM196 178H197V177H196ZM230 178H231V177H230ZM137 179H138V178H137ZM183 179H184V178H183ZM212 179H213V178H212ZM212 179H211V180H212ZM228 179H229V178H228ZM258 179H259V178H258ZM111 180H112V179H111ZM116 180H117V179H116ZM121 180H122V179H121ZM152 180H153V179H152ZM164 180H165V179H164ZM190 180H191V179H190ZM229 180H230V179H229ZM134 181H135V180H134ZM145 181H146V180H145ZM232 181H233V180H232ZM13 182H14V181H13ZM153 182H154V181H153ZM203 182H204V181H203ZM224 182H225V181H224ZM230 182H231V180H230ZM207 183H208V182H207ZM233 183H234V182H233ZM133 184H135V183H133ZM143 184H144V183H143ZM219 184H220V183H219ZM227 184H228V183H227ZM136 185H138V184H136ZM136 185H135V186H136ZM174 185H175V184H174ZM174 185H173V186H174ZM205 185H206V184H205ZM210 185H211V184H210ZM210 185H209V186H210ZM229 185H231V184H229ZM233 185H234V184H233ZM109 186H110V185H109ZM166 186H167V185H166ZM214 186H215V185H214ZM250 186H251V185H250ZM136 187H137V186H136ZM136 187H135V188H136ZM142 187H143V186H142ZM106 188H108V187H106ZM137 188H138V187H137ZM191 188H192V187H191ZM220 188H221V187H220ZM223 188H224V187H223ZM144 189H145V188H144ZM197 189H198V188H197ZM210 189H211V188H210ZM212 189H213V188H212ZM141 191H142V190H141ZM182 191H183V190H182ZM218 191H219V190H218ZM106 192H107V191H106ZM138 192H139V191H138ZM144 192H145V191H144ZM144 192H143V193H144ZM237 192H238V191H237ZM148 193H149V192H148ZM167 193H168V192H167ZM179 193H181V191H180ZM190 193H191V192H190ZM190 193H189V194H190ZM222 193H223V192H222ZM186 194H187V193H186ZM201 194H202V193H201ZM263 194H264V193H263ZM138 195H139V194H138ZM145 195H146V194H145ZM172 195H173V194H172ZM211 195H212V194H211ZM219 195H220V194H219ZM135 196H136V195H135ZM142 196H143V195H142ZM146 196H147V195H146ZM176 196H177V195H176ZM190 196H191V195H190ZM218 197H219V196H218ZM144 198H145V197H144ZM239 198H241V197H239ZM167 199H168V198H167ZM172 200H173V199H172ZM174 200H175V198H174ZM185 200H186V199H185ZM198 200H199V199H198ZM221 200H222V199H221ZM223 200H224V199H223ZM134 201H135V200H134ZM152 201H153V200H152ZM188 201H189V200H188ZM211 201H212V200H211ZM227 201H228V200H227ZM229 202H230V201H229ZM136 203H137V202H136ZM188 203H189V202H188ZM190 203H191V202H190ZM261 203L264 204V202H261ZM0 204H1V203H0ZM177 204H178V203H177ZM184 204H185V203H184ZM144 205H145V204H144ZM172 205H173V204H172ZM178 205H180V204H178ZM178 205H177V206H178ZM203 206H204V205H203ZM261 206H262V205H261ZM102 207H105V206H102ZM143 207H144V206H143ZM168 207H169V206H168ZM186 207H187V206H186ZM208 207H209V206H208ZM129 208H130V207H129ZM147 208H148V207H147ZM183 208H184V207H183ZM251 208H252V207H251ZM262 208H263V207H262ZM137 209H138V208H137ZM215 209H216V208H215ZM107 210H108V209H107ZM161 210H162V209H161ZM170 210H171V209H170ZM182 210H183V209H182ZM189 210H190V209H189ZM126 211H128V210H126ZM158 211H159V210H158ZM256 211H257V210H256ZM141 212H142V211H141ZM164 212H165V211H164ZM169 212H170V211H169ZM174 212H175V211H174ZM135 213H136V212H135ZM137 213H138V212H137ZM170 213H171V212H170ZM172 213H173V212H172ZM188 213H189V212H188ZM203 213H204V212H203ZM210 213H211V212H210ZM105 214H106V213H105ZM144 214H145V213H144ZM146 214H147V212H146ZM167 214H168V213H167ZM177 214H178V213H177ZM179 215H180V214H179ZM184 215H185V214H184ZM188 215H189V214H188ZM195 215H196V214H195ZM133 216H134V214H133ZM149 216H151V215L149 214ZM172 216H174V215H172ZM209 216H210V215H209ZM229 216H230V215H229ZM235 216H236V215H235ZM262 216H264V215H262ZM135 218H136V217H135ZM148 218H149V217H148ZM186 218H187V217H186ZM190 218H191V217H190ZM190 218H189V220H190ZM133 220H134V219H133ZM180 220H182V219H180ZM219 220H220V219H219ZM238 220H239V219H238ZM255 220H256V219H255ZM222 221H223V218H222ZM223 222H224V221H223ZM196 224H197V223H196ZM185 225H186V224H185ZM188 225H189V224H188ZM139 226H140V224H139ZM236 226H237V225H236ZM189 227H190V226H189ZM195 227H196V225H195ZM224 227H225V226H224ZM201 230H203V229H201ZM209 230H210V228H209ZM234 230H235V229H234ZM218 231H219V230H218ZM233 232H234V231H233ZM208 233H209V232H208ZM214 233H215V232H214ZM219 233H220V232H219ZM202 234H203V233H202ZM215 235H216V234H215ZM201 236H202V235H201ZM211 236H212V235H211ZM216 236H217V235H216ZM235 236H236V235H235ZM197 237H198V234H197ZM220 237H221V236H220ZM171 240H172V239H171ZM212 240H213V239H212ZM221 240H222V239H221ZM152 241H153V240H152ZM188 241H189V240H188ZM202 241H203V240H202ZM215 241H216V240H215ZM182 243H183V242H182ZM193 243H194V242H193ZM240 244H241V243H240ZM227 245H228V244H227ZM188 246H189V245H188ZM248 253H249V252H248ZM258 253H259V252H258ZM263 254H264V253H263ZM201 255H202V254H201ZM260 255H261V254H260ZM246 256H247V255H246ZM246 256H245V257H246ZM245 257H244V258H245ZM255 257H256V256H255ZM259 257H260V256H259ZM232 259H233V258H232ZM257 259H258V258H257ZM262 259H263V258H262ZM251 260H252V259H251ZM253 261L255 262V260H253Z\"/></svg>",
	"mask_w": 264,
	"mask_h": 264
}]
</instances>
